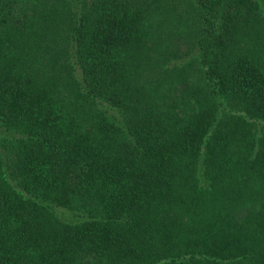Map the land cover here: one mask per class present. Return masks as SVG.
<instances>
[{
	"label": "trees",
	"instance_id": "16d2710c",
	"mask_svg": "<svg viewBox=\"0 0 264 264\" xmlns=\"http://www.w3.org/2000/svg\"><path fill=\"white\" fill-rule=\"evenodd\" d=\"M0 264H264V0H0Z\"/></svg>",
	"mask_w": 264,
	"mask_h": 264
},
{
	"label": "rangeland",
	"instance_id": "374dc122",
	"mask_svg": "<svg viewBox=\"0 0 264 264\" xmlns=\"http://www.w3.org/2000/svg\"><path fill=\"white\" fill-rule=\"evenodd\" d=\"M258 125H260V124H258Z\"/></svg>",
	"mask_w": 264,
	"mask_h": 264
}]
</instances>
